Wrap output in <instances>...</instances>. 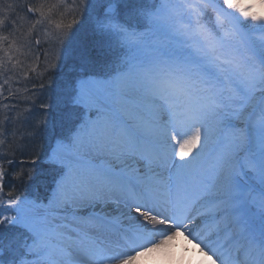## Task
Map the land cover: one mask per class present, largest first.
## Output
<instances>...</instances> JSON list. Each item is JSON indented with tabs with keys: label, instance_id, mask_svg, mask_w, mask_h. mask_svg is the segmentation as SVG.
<instances>
[{
	"label": "snow or ice",
	"instance_id": "obj_1",
	"mask_svg": "<svg viewBox=\"0 0 264 264\" xmlns=\"http://www.w3.org/2000/svg\"><path fill=\"white\" fill-rule=\"evenodd\" d=\"M65 6L25 5L39 14L27 32L12 4L0 8V28L20 33L0 35V69L37 25H55L59 45L46 68L59 75V120L30 125L12 149L49 135L50 181L5 198L0 162V264H138L178 236L209 264H264V13L233 0H73V19L57 22Z\"/></svg>",
	"mask_w": 264,
	"mask_h": 264
},
{
	"label": "rangeland",
	"instance_id": "obj_2",
	"mask_svg": "<svg viewBox=\"0 0 264 264\" xmlns=\"http://www.w3.org/2000/svg\"><path fill=\"white\" fill-rule=\"evenodd\" d=\"M32 2L33 4H30L28 0H0V8H4L8 4H12L14 7L12 12L9 14L10 17L23 16L25 18V22L22 31L27 32L30 29L31 24L39 18V14H29L24 10V6H39L41 3L51 4L55 3L56 0H32ZM233 2L247 7L243 0H233ZM72 3L73 0H66V6L61 8L53 19L57 22L62 21L64 23L72 20ZM248 11L250 13H264L259 9L253 10L248 8ZM60 12H63L64 15L61 16ZM87 25L88 21L85 20L84 27H87ZM57 31L58 30L55 29V25H49L47 23L37 25L36 28L32 30L31 47L23 49V54H16L15 59L12 62L7 61L5 58L4 67L3 69H0V86H2V91H0V121H3L5 116L9 118L6 125H0V127L6 126L8 130L6 137H0V139H5L6 141L4 146H0V162L5 163L7 167H9L7 161L11 160V158L16 155H13L12 149L17 143L21 142L20 137L22 134H26L32 130L30 125L38 123L43 120L45 116H50L53 123H56L59 120V111H57V115H51V111L57 107L59 75L58 73L54 74L52 71H46L48 65L55 62V51L57 47H59V45L54 41ZM12 33H15L16 36L20 35V33L16 32V30L11 26L7 28H0V35L8 36L9 43L13 39V35H11ZM36 40L40 41L39 45L36 44ZM5 47H7V45H5ZM4 56L5 54L0 51V58H4ZM16 61L20 62L19 66L13 68L12 65L16 63ZM32 69L35 70V72L38 71V74L31 72ZM35 79L39 82L35 81ZM5 81H7V83H5ZM40 84L45 85L43 91L40 90ZM42 103L52 104V108L49 112L40 110L34 112L32 115H29L30 109L33 107L39 109ZM51 126L52 125L50 124L49 127ZM13 132L16 133L15 138L12 136ZM50 142V136L44 135L36 143L40 144V149L33 147L36 154L43 158L42 162H45L46 158L44 153ZM23 167H25V164L21 165L18 163L14 166V169L18 171ZM11 168L12 167H10V170ZM8 181H10V183L7 184V187L4 189L5 198H7V193L10 191H14L16 195H20L22 193H27L30 196L36 194L42 195L45 191L47 183L50 181V178L47 177L39 182L42 188L40 189V192L38 188L32 184L11 189L10 187H12L13 182L12 175Z\"/></svg>",
	"mask_w": 264,
	"mask_h": 264
},
{
	"label": "bare ground",
	"instance_id": "obj_3",
	"mask_svg": "<svg viewBox=\"0 0 264 264\" xmlns=\"http://www.w3.org/2000/svg\"><path fill=\"white\" fill-rule=\"evenodd\" d=\"M250 9H259L264 12L260 5L264 0H243ZM138 264H209L207 258L201 254L200 249L196 247V242L191 238L185 239V236H178L169 241L164 249L154 253L146 254L141 257Z\"/></svg>",
	"mask_w": 264,
	"mask_h": 264
},
{
	"label": "trees",
	"instance_id": "obj_4",
	"mask_svg": "<svg viewBox=\"0 0 264 264\" xmlns=\"http://www.w3.org/2000/svg\"><path fill=\"white\" fill-rule=\"evenodd\" d=\"M30 4H33L32 0H28ZM32 2V3H31ZM31 72H34V74H38V71L35 72V70L32 69ZM54 74H56L55 71H52ZM38 79V77H37ZM37 79H35V81H37ZM39 82V81H37ZM57 111H59L58 107H55L53 109V111H51V115L52 116H55L57 115ZM58 118H59V114H58ZM40 144H36L34 147L37 148V149H40ZM16 155H14L11 160L13 161V163L9 164V167H7V170L8 173H9V176L6 177V180L8 181L10 179V176L12 175V173L16 172L17 170L14 169V166L18 163H20L21 159H24V160H31L32 158L34 157H39L36 159V162H35V165L31 164V163H26L25 164V167L24 168V172L27 173L29 171L33 172V178L32 179H29L28 176L26 175L24 177V183L21 185V183L19 181H15L13 180L12 182V187H10L11 189H14V188H20V186H25L27 184H32V185H35L39 192H40V189L41 186H40V181H42L43 179L49 177L50 178V173H49V170L47 169V167L45 166V162H42V157L37 155L36 152H35V149L32 148L30 151H28L27 153L24 154V156H21V154L19 152H16L15 153ZM10 167L11 170H10ZM9 168V169H8ZM20 171V170H18ZM7 187V186H6Z\"/></svg>",
	"mask_w": 264,
	"mask_h": 264
}]
</instances>
